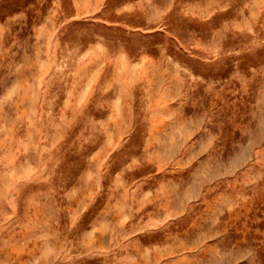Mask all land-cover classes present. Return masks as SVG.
<instances>
[{"label": "rangeland", "instance_id": "obj_1", "mask_svg": "<svg viewBox=\"0 0 264 264\" xmlns=\"http://www.w3.org/2000/svg\"><path fill=\"white\" fill-rule=\"evenodd\" d=\"M0 264H264V0H0Z\"/></svg>", "mask_w": 264, "mask_h": 264}]
</instances>
